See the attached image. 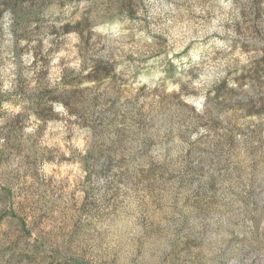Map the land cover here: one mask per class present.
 <instances>
[{"label":"rangeland","instance_id":"obj_1","mask_svg":"<svg viewBox=\"0 0 264 264\" xmlns=\"http://www.w3.org/2000/svg\"><path fill=\"white\" fill-rule=\"evenodd\" d=\"M0 264H264V0H0Z\"/></svg>","mask_w":264,"mask_h":264}]
</instances>
